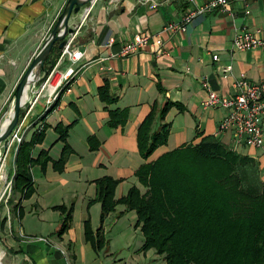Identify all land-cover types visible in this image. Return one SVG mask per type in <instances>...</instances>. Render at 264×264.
I'll return each instance as SVG.
<instances>
[{"label":"crops","instance_id":"crops-1","mask_svg":"<svg viewBox=\"0 0 264 264\" xmlns=\"http://www.w3.org/2000/svg\"><path fill=\"white\" fill-rule=\"evenodd\" d=\"M210 1L93 0L71 17V29L79 28L72 49L82 52L83 58L74 63L64 48L55 46L54 50L60 51L57 63L61 60L55 75L58 78L69 68H78L77 74L57 87V78L44 89L43 83L37 86L32 103L23 109L29 128L24 141L45 126L43 142L35 145L31 155L35 160L45 153L49 161L43 168L35 164L30 169L32 195L21 200L14 191L0 212V227L9 233L1 242L22 264H166L154 250L142 251L145 238L137 227L136 211L118 204L116 212L101 225L96 181H118L114 192L117 201L133 187L144 193L146 189L136 176L142 165L181 146L197 145L207 136H214L225 149L253 159L258 181L264 185V149L236 148L231 132H219L225 110L203 106L209 90L232 96L239 79L264 81V46L247 51L232 48L241 31L264 40V0H228L229 13H204L194 17L183 32L162 33L167 24L180 22L189 11ZM66 2L0 0V119ZM88 7L91 11L82 20ZM146 33L161 34L165 53L158 57L147 46L133 55L121 54L133 35ZM111 39L115 42L108 45ZM228 67L231 70L225 72ZM106 83L107 97L113 101L100 98L99 90ZM167 101L178 102L185 110H169L164 119L171 124L168 141L144 160L138 151L137 130L152 105L161 110ZM110 112H126L124 124L111 126ZM155 122L153 130L157 131L161 123ZM58 126L70 127L66 140L71 155L62 172L53 167L65 147L56 131ZM13 159L8 153L10 175L14 172ZM71 203V227L58 237L63 215L55 208ZM86 220L93 235L102 226L106 245L100 251L95 252L85 239Z\"/></svg>","mask_w":264,"mask_h":264},{"label":"trees","instance_id":"trees-1","mask_svg":"<svg viewBox=\"0 0 264 264\" xmlns=\"http://www.w3.org/2000/svg\"><path fill=\"white\" fill-rule=\"evenodd\" d=\"M59 52L53 48L46 65L53 68ZM108 90L106 83L99 90L100 98L113 101L107 97ZM158 90L163 92L160 85ZM173 107L185 110L178 102L167 101L161 110L152 105L139 126L138 151L144 160L167 143L171 124L164 119ZM21 112L20 119L24 116ZM110 117L109 124L118 126L124 124L127 113L110 112ZM155 121L161 123L157 131L153 130ZM69 128H56L65 143L60 160L53 162L59 172L71 155L66 140ZM45 130L44 126L42 131L34 132L15 155L13 185L21 200L34 191L30 169L35 164L43 168L49 161L45 153L35 160L31 155L35 145L43 142ZM10 156L13 157L12 153ZM255 164L253 159L225 149L214 136H207L197 145L181 146L151 164L142 165L136 176L146 189L144 193L133 187L117 201L114 192L118 181H96L95 201L100 202L102 211L100 223L116 212L118 204L136 211V224L145 238L142 251L154 250L166 264H264V185L258 181ZM245 168L251 171L243 172ZM55 209L63 215L57 231L61 237L71 227L73 204ZM84 226L85 239L95 252L102 250L106 245L102 226L95 235L89 220Z\"/></svg>","mask_w":264,"mask_h":264},{"label":"built area","instance_id":"built-area-1","mask_svg":"<svg viewBox=\"0 0 264 264\" xmlns=\"http://www.w3.org/2000/svg\"><path fill=\"white\" fill-rule=\"evenodd\" d=\"M145 3L148 0H142ZM246 1V0H241ZM92 3V2H91ZM156 8L155 5L151 6ZM91 9H85L82 20H86ZM229 13L228 0H211L210 2L203 4L202 7H197L189 13H187L180 22H171L167 24L163 32L169 35H175L178 31H185L186 26L196 16L203 15L204 13ZM249 12V11H247ZM78 27L73 29V33L66 36V44L63 51L68 52L71 57V61L75 63L83 58V53L77 49H72L75 44V38L77 36ZM115 42L111 39L108 45H112ZM147 46L152 47L156 56H161L165 53L164 40L161 34L149 35V34H135L132 39L123 45L121 54L123 56H129L140 52ZM264 46V40H259L253 33L249 31H241L235 37L232 48L240 51H247L252 48H262ZM214 60H218V56H213ZM103 61L105 60L102 59ZM61 60L53 67L51 73L47 79L43 82L42 89L47 87L51 78L57 71V66ZM78 68H69L62 73L56 80L55 87L60 86L63 82H69L73 76L77 74ZM230 67L225 68V72H229ZM207 83L205 84V87ZM235 93L232 96L219 95L216 92L209 90L208 97L204 102L205 108H223L225 115L219 125V132H231L234 137V146L237 148L238 145H245L247 147H256L264 149V81L253 82L247 79H239L234 84ZM25 114L17 126V128L11 133L9 137V145L4 155H0V212L7 207L11 195L14 192V177H15V158L16 153L20 145L25 142V136L28 131L26 124ZM12 153L14 156L12 168L13 174H8L7 168L10 165L7 160V154ZM2 207V208H1ZM6 214L8 209L6 208ZM9 215V214H8ZM2 216L0 214V221ZM40 241H46V239L39 238Z\"/></svg>","mask_w":264,"mask_h":264},{"label":"water","instance_id":"water-1","mask_svg":"<svg viewBox=\"0 0 264 264\" xmlns=\"http://www.w3.org/2000/svg\"><path fill=\"white\" fill-rule=\"evenodd\" d=\"M93 0H67L62 13L57 18L54 28L46 35L42 46L34 53L30 66L18 81V85L8 101L4 115L0 119V153L4 155L9 145V137L20 122L21 111L33 100L34 89L41 85L52 71L46 65L55 46L62 50L66 36L73 33L69 21L81 8Z\"/></svg>","mask_w":264,"mask_h":264},{"label":"rangeland","instance_id":"rangeland-1","mask_svg":"<svg viewBox=\"0 0 264 264\" xmlns=\"http://www.w3.org/2000/svg\"><path fill=\"white\" fill-rule=\"evenodd\" d=\"M57 76L54 75L51 78V81L56 80ZM32 103V102H31ZM29 103L24 109L28 108V106L31 104ZM12 170V169H11ZM13 195V194H12ZM11 195V197H12ZM2 208V207H1ZM9 235L8 231L6 228H3V226L0 227V248L1 252L0 253V264H22V261L20 260L19 257H16L10 250H8L1 242V238L4 239Z\"/></svg>","mask_w":264,"mask_h":264}]
</instances>
